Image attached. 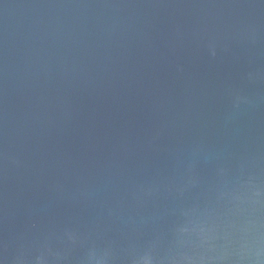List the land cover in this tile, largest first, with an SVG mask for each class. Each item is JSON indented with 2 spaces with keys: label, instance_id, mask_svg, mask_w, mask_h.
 <instances>
[{
  "label": "water",
  "instance_id": "1",
  "mask_svg": "<svg viewBox=\"0 0 264 264\" xmlns=\"http://www.w3.org/2000/svg\"><path fill=\"white\" fill-rule=\"evenodd\" d=\"M0 264H264V0H0Z\"/></svg>",
  "mask_w": 264,
  "mask_h": 264
}]
</instances>
